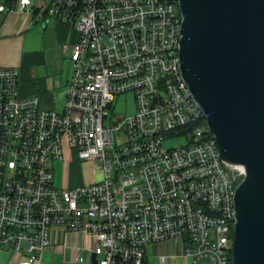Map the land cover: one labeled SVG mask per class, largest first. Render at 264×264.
<instances>
[{
    "label": "built area",
    "instance_id": "obj_1",
    "mask_svg": "<svg viewBox=\"0 0 264 264\" xmlns=\"http://www.w3.org/2000/svg\"><path fill=\"white\" fill-rule=\"evenodd\" d=\"M14 1L9 9L0 0V14L42 10L78 38L61 112L18 96V71L0 68V249L42 264L61 226L95 241L77 262L94 254L96 264H145L147 246L176 240L191 264H231L245 172L223 164L183 79L179 0ZM126 94L133 113L115 116ZM176 137L188 141L164 146ZM65 152L94 161L102 179L56 187L53 164Z\"/></svg>",
    "mask_w": 264,
    "mask_h": 264
},
{
    "label": "water",
    "instance_id": "obj_2",
    "mask_svg": "<svg viewBox=\"0 0 264 264\" xmlns=\"http://www.w3.org/2000/svg\"><path fill=\"white\" fill-rule=\"evenodd\" d=\"M179 8L183 79L223 164L245 172L231 264H264V0H179Z\"/></svg>",
    "mask_w": 264,
    "mask_h": 264
},
{
    "label": "crops",
    "instance_id": "obj_3",
    "mask_svg": "<svg viewBox=\"0 0 264 264\" xmlns=\"http://www.w3.org/2000/svg\"><path fill=\"white\" fill-rule=\"evenodd\" d=\"M7 8H13L14 0H5ZM77 32L48 17L42 10L32 12L5 11L0 14V68L18 71L17 94L20 97L37 96L44 111L61 112L65 101V88L72 75L69 59L70 46L77 41ZM66 46V50L63 47ZM70 67L69 71H65ZM68 152H65L67 154ZM64 154V155H65ZM70 155V154H69ZM69 162V163H68ZM84 162L72 158L53 164L54 183L59 188L77 186L72 180L73 165ZM64 170L62 183L56 171ZM57 176V178L55 177ZM95 241L81 233L70 232L61 226L50 231V246L41 256L42 264H89L77 262V257L87 258ZM25 254V253H24ZM22 256L8 249H0V264H20ZM145 264H191L184 257V246L176 240H168L147 246ZM197 264H207L200 261Z\"/></svg>",
    "mask_w": 264,
    "mask_h": 264
},
{
    "label": "rangeland",
    "instance_id": "obj_4",
    "mask_svg": "<svg viewBox=\"0 0 264 264\" xmlns=\"http://www.w3.org/2000/svg\"><path fill=\"white\" fill-rule=\"evenodd\" d=\"M70 59V57H69ZM70 67H67L65 71H69ZM134 110V100L132 94H126L118 96L115 99L113 105V114L115 116L120 115H130L133 113ZM187 139V140H186ZM188 141V138L185 137H176L168 139L164 142L165 147H176L179 145H184ZM68 161H71L73 156L69 155V153L64 155ZM60 162V161H58ZM69 163V162H68ZM64 169H60L56 171L58 174V182L59 184L62 183V179L64 180ZM72 180L76 181L78 186H85L88 184H93L102 179V172L95 167L94 161L84 162L81 165H73L71 169ZM57 178V176H55Z\"/></svg>",
    "mask_w": 264,
    "mask_h": 264
}]
</instances>
